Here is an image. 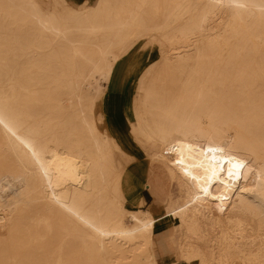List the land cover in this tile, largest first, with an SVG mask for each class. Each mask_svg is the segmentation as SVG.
I'll return each instance as SVG.
<instances>
[{"label":"bare ground","instance_id":"6f19581e","mask_svg":"<svg viewBox=\"0 0 264 264\" xmlns=\"http://www.w3.org/2000/svg\"><path fill=\"white\" fill-rule=\"evenodd\" d=\"M142 40L145 209L101 107ZM172 263L264 264V0H0V264Z\"/></svg>","mask_w":264,"mask_h":264},{"label":"rangeland","instance_id":"374dc122","mask_svg":"<svg viewBox=\"0 0 264 264\" xmlns=\"http://www.w3.org/2000/svg\"><path fill=\"white\" fill-rule=\"evenodd\" d=\"M68 1L69 3H72L74 0ZM40 2L47 8H50L52 6V0H40ZM160 55L161 47L159 44L155 43L152 46H145L143 40L142 42H139L131 50V52L116 66L111 83L112 86L109 85V87H107L106 89V103L104 104V106H101L104 111L106 110V116L103 125L105 126L107 124V126L111 128V131L118 135L121 143L123 144V147L125 148V151L136 154V156H138L140 160L143 159L142 154L138 152V145L130 133V121L134 119L132 104L130 105V100L133 95L132 92L136 85L137 76L140 74V70L145 65L157 60ZM132 63L139 64L140 66H135V69L132 70V73L124 77L128 66ZM120 80H122V84L119 83ZM115 88H118V90L116 91ZM109 99L111 102L109 101ZM137 191L144 194L149 203L152 201V196L148 192V190L139 187L137 188ZM127 207L134 208L135 206L127 204ZM146 207L147 206H144L143 208L145 209ZM164 225L166 224L160 226L161 231ZM159 239V241L163 239L167 240V233L164 232ZM169 258H172L175 261V256H173V254H171Z\"/></svg>","mask_w":264,"mask_h":264},{"label":"crops","instance_id":"0c3cea01","mask_svg":"<svg viewBox=\"0 0 264 264\" xmlns=\"http://www.w3.org/2000/svg\"><path fill=\"white\" fill-rule=\"evenodd\" d=\"M135 158L140 160L138 158V156H135ZM144 160H146V159L143 157V159L140 160V162H131V163L127 164V166H126L127 171L125 172L124 184H125V191L128 192V197H129V203H127V204L134 205L135 207H139V202H133L132 200H134V197L144 198V201H145L144 206H148V205L152 204L153 199H154V196L150 192V190L147 187L143 186L144 180L146 178L143 171H145L147 169V167H146V169L144 170V167L147 164L146 162H144ZM139 187L148 190V192L151 194L152 201L150 203L148 202V199L146 198V196L144 194H142L136 190ZM130 189H132V190H130ZM134 189L137 191L135 194L133 193ZM130 195L131 196L134 195L133 199L130 198ZM136 201H138V199Z\"/></svg>","mask_w":264,"mask_h":264}]
</instances>
